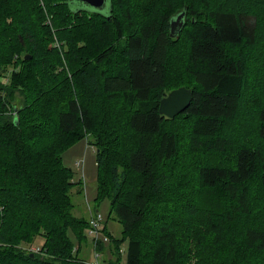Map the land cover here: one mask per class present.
I'll return each mask as SVG.
<instances>
[{
  "label": "trees",
  "instance_id": "obj_1",
  "mask_svg": "<svg viewBox=\"0 0 264 264\" xmlns=\"http://www.w3.org/2000/svg\"><path fill=\"white\" fill-rule=\"evenodd\" d=\"M39 1L61 13L51 25L67 63L45 39L55 34L38 24ZM258 1L108 0L99 10L73 0L4 1L0 264H88L67 230L86 240L90 218L72 214L75 183L60 156L83 136L95 148L97 200L109 197L127 239L125 264H189L180 240L200 229L213 251L198 264L211 263L219 246L222 264H264V10ZM182 11L183 25L171 36V19ZM79 13L93 23L76 29ZM250 60L258 68L255 106L244 117L249 143L235 137L232 125ZM181 86L192 92L188 106L173 117L161 114L160 99ZM224 122L229 136L217 134ZM51 135L58 137V158L48 163L35 152L29 161L28 143ZM224 148L228 160L216 161L214 150ZM213 188L225 197L221 210L206 202ZM102 231L109 246L100 237L92 240L95 251L106 264H120L121 240ZM37 236L43 239L37 251L22 246H34Z\"/></svg>",
  "mask_w": 264,
  "mask_h": 264
},
{
  "label": "rangeland",
  "instance_id": "obj_2",
  "mask_svg": "<svg viewBox=\"0 0 264 264\" xmlns=\"http://www.w3.org/2000/svg\"><path fill=\"white\" fill-rule=\"evenodd\" d=\"M5 0H0V7ZM10 1V0H9ZM57 2L63 3L64 0ZM252 1V0H250ZM248 0V2H250ZM264 10V1H258ZM54 3L52 5L54 6ZM107 4V3H106ZM249 4V3H248ZM38 5V3H37ZM39 5L42 7L41 9L38 8L36 14H40V16L37 18L38 24L40 26V23H45L48 25V30L52 31L55 36H47L45 39L47 41H50L51 46L55 47V49L58 52L59 59H61L64 63H67V60L65 59L64 49L61 42L56 38V34L59 31H55V26L51 25V20L55 21L56 16L61 13H56L55 11L51 10L49 6L45 5L44 3H41L39 1ZM83 7L88 9L84 4ZM108 5V4H107ZM164 9V7H161ZM91 9V8H89ZM61 10V9H60ZM55 16V17H54ZM59 16V15H58ZM74 20L78 22L77 28H80L84 25L93 23L92 16L88 14H78ZM9 21V19L7 20ZM95 24L98 22V19H95ZM88 27V26H85ZM92 28V27H91ZM75 29V30H76ZM88 30L90 31V27H88ZM90 40V37L88 38V42ZM93 46V43L91 44ZM248 49V48H246ZM245 49V50H246ZM243 49H240L241 54H251V50L245 51ZM16 55V54H15ZM255 55V54H251ZM251 55H248V57H251ZM264 55V54H263ZM15 56V57H19ZM31 56V55H30ZM247 56V55H245ZM256 56V55H255ZM85 57V56H83ZM250 59V58H249ZM20 60V59H19ZM251 61V60H250ZM246 64L244 67V71L246 74V78L244 81L245 87L243 88V93L241 95L240 100L241 105L236 113L233 123V132L235 134V137L242 138V141L245 142H252L253 138L249 137L251 131H247L249 129V126H247V121H245L244 117L249 116V110L255 106V101L252 106V102L257 94V90L255 89L254 85L255 83V76H257V73H255V69L258 68L253 63V60ZM247 62V61H246ZM260 66L262 64V60H260ZM262 64V65H261ZM259 66V67H260ZM17 66H15L16 68ZM66 67V66H65ZM11 68V67H10ZM91 65H87V70H92ZM16 70V69H15ZM20 70V67H17V71ZM70 72H68L69 74ZM6 72L2 73L0 75V80L3 79ZM14 111V110H13ZM13 116H14V112ZM93 114H96L95 111L91 110ZM16 116V115H15ZM16 118V117H15ZM18 118H16L17 120ZM240 124V125H239ZM229 124L224 122L221 124L220 131L217 132L218 135H224L229 136ZM245 130V131H244ZM228 133V135H227ZM222 135V136H223ZM46 139L44 140H37L29 142L27 145L28 147V160H33V157H35V152H38L37 158L50 162L53 158H58V149L56 147V144L58 141V137L55 135L46 136ZM229 138V137H228ZM212 150V149H210ZM213 151V150H212ZM214 158L216 161H227L229 151L228 149L224 148L223 150H214L213 152ZM61 163L62 165L66 166L67 168L72 170V181L75 183L69 188L71 201L73 204L72 207V214L77 217H84L86 219H89L92 213H100L101 215V221L98 223L99 228V236H94L89 234L90 226L86 229H83L82 234L86 236V240L79 241L78 236L72 229L67 230V234L72 242V248L73 250L77 251L78 256L84 260L85 262H92L95 260V254L98 253V251H95V245L97 239L102 237L103 241H105V246H109V237L108 235H105L102 230L109 231V235L111 238L116 240H121L119 245L122 249L121 251V258H120V264H125V247L127 243V239H122V227L118 220H116L113 216V214L110 212V199L108 196H104L103 198L97 200V180H98V167L95 161V148L92 143V139L90 136H83L81 138L73 140L69 145L65 146V148L62 150L61 154ZM38 160V159H37ZM77 163H80V166L77 165ZM220 192L219 188H213L211 190H208V194L206 193V202H209L212 204L214 210H221L222 203L225 200V197L222 196L223 194L218 195ZM218 199V201H216ZM218 203V206H217ZM94 217V215H92ZM202 229L197 230L193 237L188 236H182L180 240V256H187V260L189 264H194L195 262L198 264L201 259L205 261V256L209 253H211L213 250L209 247L211 244L210 242V236L207 232L201 231ZM223 237V235H221ZM93 240V242H92ZM43 239L40 236H37L35 238V242L33 243L34 246H32L33 249L40 246ZM208 244V245H206ZM31 244H22L24 248H27V250L31 251ZM217 252L214 254V257L209 264H222V252H220V246L216 248ZM106 254L108 255V251H106ZM104 256L105 254H99L97 258L99 259V262L101 264H106L104 262ZM190 258V259H189Z\"/></svg>",
  "mask_w": 264,
  "mask_h": 264
},
{
  "label": "water",
  "instance_id": "obj_3",
  "mask_svg": "<svg viewBox=\"0 0 264 264\" xmlns=\"http://www.w3.org/2000/svg\"><path fill=\"white\" fill-rule=\"evenodd\" d=\"M78 2L79 5L84 4L91 8L88 10H99L104 8L105 3L108 0H73ZM83 6V5H82ZM80 8H85L81 7ZM184 11L178 13L175 17L171 19L170 22V35L178 36V31L183 25ZM30 55H25L24 58H30ZM192 98V92L189 88L181 86L179 88L171 90L167 95L162 97L159 102L158 110L161 114L167 117H173L176 114L184 111L188 106Z\"/></svg>",
  "mask_w": 264,
  "mask_h": 264
},
{
  "label": "built area",
  "instance_id": "obj_4",
  "mask_svg": "<svg viewBox=\"0 0 264 264\" xmlns=\"http://www.w3.org/2000/svg\"><path fill=\"white\" fill-rule=\"evenodd\" d=\"M78 166H80V163H77ZM90 230H89V234L90 235H94V236H99V228H98V223H100L101 221V215L100 213H96L94 214V217H92V215L90 216ZM38 248L33 249L31 247V251H37ZM98 253L95 254V260L93 262H88V264H101L99 262V259L97 258Z\"/></svg>",
  "mask_w": 264,
  "mask_h": 264
}]
</instances>
